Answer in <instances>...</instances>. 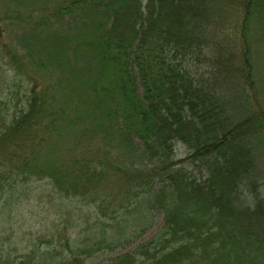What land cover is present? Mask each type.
I'll use <instances>...</instances> for the list:
<instances>
[{"label":"trees","instance_id":"obj_1","mask_svg":"<svg viewBox=\"0 0 264 264\" xmlns=\"http://www.w3.org/2000/svg\"><path fill=\"white\" fill-rule=\"evenodd\" d=\"M235 3L244 16V50L236 61L216 53L215 38V26ZM63 12L73 17L74 26L61 24L59 14L48 17L53 29L48 61L51 46L55 62L62 59L64 43L66 51L75 49L77 63L68 65L71 75L82 80L81 102L92 100L101 108L102 130L119 136L132 160L120 156L119 161L103 150L92 166L80 161L77 175L58 164L51 149L48 160L41 158L46 133L50 148L70 117L48 97L46 132L40 119L46 114L45 98L24 94L25 102L7 107L10 120L0 118V198L21 192L20 183L48 179L62 198L78 196L80 190L91 204L105 198L113 177L120 175L123 197L114 200L116 214L147 207L161 211L164 222L152 238L107 264H259L254 261L264 255V205L258 199L253 208L244 198L260 195L264 176V167H258L259 158L264 164V102L258 98L264 77L258 78L250 40L253 21L264 32V0H73ZM80 22L83 37L74 45L77 37L71 32ZM209 48H215L212 62L223 67L219 77L195 72L194 63L204 60ZM242 107L249 118L236 124L229 109ZM28 142L33 145L29 152ZM178 142L189 148V160H175ZM17 161L21 172L15 169ZM15 175H22L21 181ZM144 232L141 228L137 234ZM47 253H38V264ZM69 262L84 261L76 257ZM48 264L67 261L55 257Z\"/></svg>","mask_w":264,"mask_h":264},{"label":"rangeland","instance_id":"obj_2","mask_svg":"<svg viewBox=\"0 0 264 264\" xmlns=\"http://www.w3.org/2000/svg\"><path fill=\"white\" fill-rule=\"evenodd\" d=\"M72 2L73 0H0V118L9 121L13 116L10 106L21 105L28 99L26 96L35 99L42 95L46 101V104L42 105L46 114L40 119L46 131L49 119L48 97L57 106L65 108L70 117L67 118L68 124L62 126L57 135L53 136L52 143L49 142L50 148L46 133L47 141L41 158L48 160V150L51 149L50 155L55 157L58 164L61 163V166L70 168V172L79 175V162L89 161L92 166L98 152H108L109 157L119 161L120 156L126 157L127 163L132 160V155L126 151L128 146L119 140V136L109 133L110 131L109 135H105L100 126L106 124L101 108L92 100H88L89 105L88 102L86 105L81 102L78 86L82 84V80L71 75L68 65L76 59L75 49L66 51L68 47L64 43L62 59L55 62V46H51L52 59L48 61V32L53 31L52 26L48 24V17L53 13L59 14L57 20L61 24L67 21L72 22L74 26L73 17L63 12ZM223 13L227 17L215 26V38L220 44L217 45L216 53L221 52L223 56L230 54L236 61L243 55L244 50L241 42L243 10L235 3L229 5ZM251 24L255 30L254 35L251 30L255 39L250 37L253 56L257 58H254V61L259 68L258 78L262 79L264 32L254 21ZM74 35L77 37L72 38L75 45L81 42L79 38L83 37L81 22L71 32V36ZM88 36L94 38V32L91 31ZM259 39L263 42L258 43ZM213 49H207L206 58L194 63L195 72L198 71L203 78L212 73L219 77V71L223 69L217 62H212V56L209 57L210 53L213 54ZM187 61L190 62V59ZM259 83L260 81L257 84ZM227 93L229 94L228 90ZM258 98L264 102V90H261ZM251 99L255 101V94ZM250 104H253L254 110L255 102ZM229 111L236 124L250 115L244 107L238 110L231 108ZM32 146V143L28 142L26 151L29 152ZM11 149L12 144L8 147V150ZM175 149L176 161L190 159L189 148L183 142H178ZM260 162L259 158L258 167L263 168L264 164ZM16 165L15 169L21 172L22 163L17 161ZM15 176L21 181L22 175ZM113 180L114 183L108 185L105 198L91 204H88L89 201L81 195L80 190L78 196L62 198L48 184V179L20 183L21 192L14 197L0 198V204L3 205L0 212V264H18L22 259L26 264H38V253L40 255L43 252L48 253L42 264H48L55 257L57 261H67V264L76 257H80L84 261L83 264H107L111 257L130 251L139 242L152 238L162 226L164 214L142 207L131 208L119 217L113 209L116 198L123 197L120 191L123 181L120 175H116V179L113 177ZM260 183L262 187L259 196L250 195L244 198L246 204L253 208L256 207L255 201L258 199L264 205V176ZM138 220H141V223L144 220L145 224L137 223ZM141 228H145V232L139 235L137 231L140 232ZM256 262L264 264V255L259 256L254 261Z\"/></svg>","mask_w":264,"mask_h":264}]
</instances>
